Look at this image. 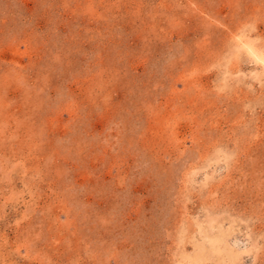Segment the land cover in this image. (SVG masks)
Instances as JSON below:
<instances>
[{
    "label": "rangeland",
    "instance_id": "1",
    "mask_svg": "<svg viewBox=\"0 0 264 264\" xmlns=\"http://www.w3.org/2000/svg\"><path fill=\"white\" fill-rule=\"evenodd\" d=\"M0 264H264V0H0Z\"/></svg>",
    "mask_w": 264,
    "mask_h": 264
}]
</instances>
